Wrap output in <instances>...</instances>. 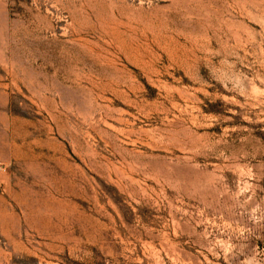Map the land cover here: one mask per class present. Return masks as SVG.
<instances>
[{
	"label": "rangeland",
	"instance_id": "1",
	"mask_svg": "<svg viewBox=\"0 0 264 264\" xmlns=\"http://www.w3.org/2000/svg\"><path fill=\"white\" fill-rule=\"evenodd\" d=\"M0 85V264H264V0H0Z\"/></svg>",
	"mask_w": 264,
	"mask_h": 264
},
{
	"label": "crops",
	"instance_id": "2",
	"mask_svg": "<svg viewBox=\"0 0 264 264\" xmlns=\"http://www.w3.org/2000/svg\"><path fill=\"white\" fill-rule=\"evenodd\" d=\"M1 96L0 91V163L4 164L3 161L10 158L11 143L8 136V108L6 104L1 103Z\"/></svg>",
	"mask_w": 264,
	"mask_h": 264
},
{
	"label": "built area",
	"instance_id": "3",
	"mask_svg": "<svg viewBox=\"0 0 264 264\" xmlns=\"http://www.w3.org/2000/svg\"><path fill=\"white\" fill-rule=\"evenodd\" d=\"M3 169V164L0 163V171Z\"/></svg>",
	"mask_w": 264,
	"mask_h": 264
}]
</instances>
